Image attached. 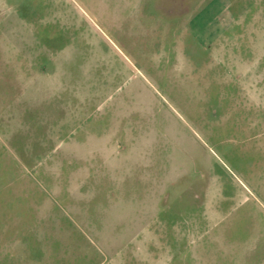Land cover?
<instances>
[{"label":"rangeland","instance_id":"374dc122","mask_svg":"<svg viewBox=\"0 0 264 264\" xmlns=\"http://www.w3.org/2000/svg\"><path fill=\"white\" fill-rule=\"evenodd\" d=\"M98 2L0 0V264L263 263L264 0Z\"/></svg>","mask_w":264,"mask_h":264},{"label":"crops","instance_id":"0c3cea01","mask_svg":"<svg viewBox=\"0 0 264 264\" xmlns=\"http://www.w3.org/2000/svg\"><path fill=\"white\" fill-rule=\"evenodd\" d=\"M132 2L133 0H99L98 4L93 3V5L91 6L95 9H98L101 13L110 12L111 10H113L118 14V16L123 17V13L130 10ZM244 78L247 77L245 76ZM259 84L255 85L259 86V96L258 99H255L254 97V100L257 102L256 105L259 106L264 112V88L261 84V86ZM246 87H251V85L249 84L247 86L246 84ZM254 100L252 101L254 102ZM130 174L131 172H128L127 176H129ZM167 203L168 201H162L161 203L154 202L151 203L150 207L148 205L145 207L133 209H146V214L137 213V211L133 212V219H136L137 221L132 225H137V228L133 237H131L130 240L127 241V244H129L130 248H132V251H130V253H134L138 264L153 263L155 253H181L182 251L184 241L183 234L180 228L178 229L177 226L173 227V229L169 228L168 230L161 233L162 235H158L156 232L154 233L153 229L151 228V225L153 224L152 221H150L152 219V217L150 216H153V210L148 209L153 208V204H158L157 206L160 205L159 208L161 207L167 210L169 208V205H167ZM141 212H144V210H141ZM98 232L100 233V230ZM123 238H125V236ZM98 252L103 253L101 251ZM84 253H97V251L86 250L84 251ZM261 264H264V261Z\"/></svg>","mask_w":264,"mask_h":264}]
</instances>
